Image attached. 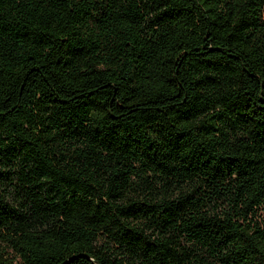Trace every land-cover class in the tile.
I'll return each instance as SVG.
<instances>
[{
  "label": "trees",
  "instance_id": "trees-1",
  "mask_svg": "<svg viewBox=\"0 0 264 264\" xmlns=\"http://www.w3.org/2000/svg\"><path fill=\"white\" fill-rule=\"evenodd\" d=\"M0 264H264V0H0Z\"/></svg>",
  "mask_w": 264,
  "mask_h": 264
}]
</instances>
